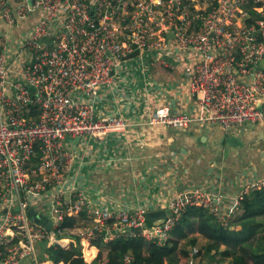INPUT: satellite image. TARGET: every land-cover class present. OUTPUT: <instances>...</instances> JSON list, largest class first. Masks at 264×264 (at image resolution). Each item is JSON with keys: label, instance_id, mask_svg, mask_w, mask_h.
<instances>
[{"label": "built area", "instance_id": "1", "mask_svg": "<svg viewBox=\"0 0 264 264\" xmlns=\"http://www.w3.org/2000/svg\"><path fill=\"white\" fill-rule=\"evenodd\" d=\"M131 60L146 76L151 68L178 72L177 89L186 85L192 96L189 111L152 108L148 124L229 129L264 120V0H0V264H49L39 243L65 246L58 226L66 215L84 214L68 229L82 238L140 234L164 244L189 205L226 223L264 187L261 176L233 194L178 190L151 209L169 210L156 224L145 204H117L99 187L91 193L82 169L94 157L115 160L109 140L135 124L106 99ZM31 208L49 217L52 233ZM123 263L137 264L131 253ZM187 264H207L198 245Z\"/></svg>", "mask_w": 264, "mask_h": 264}, {"label": "crops", "instance_id": "2", "mask_svg": "<svg viewBox=\"0 0 264 264\" xmlns=\"http://www.w3.org/2000/svg\"><path fill=\"white\" fill-rule=\"evenodd\" d=\"M130 62L133 69L115 75V85L107 90L106 99L110 110L129 114V121L135 124L121 141L108 142L109 153L117 161L94 157L82 169L83 178L79 176L89 184L88 190L99 187L112 202L145 204L151 210L181 189L200 187L233 194L241 183L264 176V120L229 129L206 123L187 128L148 124L152 108L167 103L189 111L192 96L186 85L177 89L178 72H156L160 81L149 87L138 78V63ZM68 234L60 240L66 247L75 242L72 233ZM196 235L198 245L206 242ZM203 258L201 254L205 262Z\"/></svg>", "mask_w": 264, "mask_h": 264}, {"label": "trees", "instance_id": "3", "mask_svg": "<svg viewBox=\"0 0 264 264\" xmlns=\"http://www.w3.org/2000/svg\"><path fill=\"white\" fill-rule=\"evenodd\" d=\"M83 218V213L66 215L58 226L62 232L59 237L69 235L68 229L80 226ZM196 233L206 239L199 250L209 257L210 264H220V258L226 259L224 264H264V187L247 194L241 211L226 223L207 207L189 205L164 244L140 234L119 235L109 241L101 236L82 238L70 234L75 242L67 247L42 239L39 254L42 258L46 254L49 264H124L126 253H131L137 264H187L189 248L198 245Z\"/></svg>", "mask_w": 264, "mask_h": 264}, {"label": "water", "instance_id": "4", "mask_svg": "<svg viewBox=\"0 0 264 264\" xmlns=\"http://www.w3.org/2000/svg\"><path fill=\"white\" fill-rule=\"evenodd\" d=\"M169 35H172V32H170ZM77 140L78 138L75 139V141ZM168 213V209L149 210L146 214V218L149 223L156 224L160 223ZM28 215L33 216L36 221L41 222L48 230L51 231V233L53 232L49 217L41 216L40 213H36V211L32 208L29 209Z\"/></svg>", "mask_w": 264, "mask_h": 264}, {"label": "rangeland", "instance_id": "5", "mask_svg": "<svg viewBox=\"0 0 264 264\" xmlns=\"http://www.w3.org/2000/svg\"><path fill=\"white\" fill-rule=\"evenodd\" d=\"M144 62V61H143ZM145 71L144 69H142V66L138 65V78L142 79V82L144 85H147V83H157L160 81V76L159 74H157L156 72L161 71L160 68H151L150 70H148V76H146V73L142 72ZM199 244V242H198ZM203 245V244H202ZM200 246V245H198ZM217 258L219 257L218 255L216 256ZM205 260L204 263L210 264V260L209 257L204 255ZM220 264H224L226 261V259L220 258ZM214 264V261L212 262Z\"/></svg>", "mask_w": 264, "mask_h": 264}]
</instances>
